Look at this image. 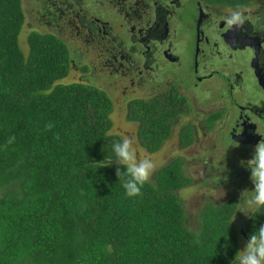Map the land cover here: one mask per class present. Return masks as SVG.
Returning <instances> with one entry per match:
<instances>
[{"label": "trees", "instance_id": "16d2710c", "mask_svg": "<svg viewBox=\"0 0 264 264\" xmlns=\"http://www.w3.org/2000/svg\"><path fill=\"white\" fill-rule=\"evenodd\" d=\"M24 23L22 0H0V264H230L236 235L222 210H204L196 230L187 225L182 157L159 167L138 197L125 195L123 166L94 165L114 161L122 140L110 132L111 98L64 83L71 56L54 33L30 32L25 54ZM186 106L177 95L133 98L127 119L154 153ZM191 140L183 127L180 144Z\"/></svg>", "mask_w": 264, "mask_h": 264}, {"label": "flooded vegetation", "instance_id": "af4514ba", "mask_svg": "<svg viewBox=\"0 0 264 264\" xmlns=\"http://www.w3.org/2000/svg\"><path fill=\"white\" fill-rule=\"evenodd\" d=\"M38 1L50 32L68 46L71 68L80 71L76 81L98 87L101 73L139 85L155 79L150 95L128 100L177 95L187 104L181 115L189 121L181 127L187 126L192 140L186 147L178 140V145L194 148L199 142L204 149L191 160L183 158L189 178L185 187L201 196L200 203L204 198L191 212L194 225H187L196 230L204 210H222L235 230L236 253L241 250L264 225V208L253 213L247 203L253 185L241 163L264 139V0ZM233 11L245 13L242 29H229L224 22ZM66 28L91 47L96 64L86 63L80 47L70 45ZM199 100L208 110L195 105ZM198 114L200 121L194 119ZM234 141L239 147L232 146Z\"/></svg>", "mask_w": 264, "mask_h": 264}, {"label": "rangeland", "instance_id": "374dc122", "mask_svg": "<svg viewBox=\"0 0 264 264\" xmlns=\"http://www.w3.org/2000/svg\"><path fill=\"white\" fill-rule=\"evenodd\" d=\"M22 7L25 13V23L19 35V45L21 49L25 52V54H27L29 49L27 37L29 33L32 31L42 33L50 32L51 28L47 26L43 20L45 15H43V7L41 6L38 0H22ZM66 32L67 34L65 37L70 42V45H78V47H80L78 52L81 54V58H83V60L88 64H96V56L93 54L92 49L89 50V48L91 47L89 46V48H87L85 43L79 42L76 39V36L71 34L69 32V29L67 28ZM81 49H83L84 51ZM80 76V71L75 70L74 67H72L69 75L65 78L64 83L73 82L77 80ZM168 77L171 78L170 73L168 74ZM136 81L132 83L130 78H123L121 76L115 77L114 75L109 73H101V77L95 81L98 87L107 92L112 101L113 109L110 115L112 121V128L110 132L120 135L122 139L125 136L133 137L136 141L138 157H150L156 165L155 171L165 163L169 162L174 157L179 156L184 159L191 160L195 153H197V155H200L204 149L201 146L202 144H199V142L194 146V148L193 146H191L185 149H181L178 145V134L180 132V128H182L181 126L184 123H187L189 121V119L185 115H181L179 117L178 121L175 123L174 129L172 130L170 136L163 142L161 148L158 151L150 153L143 146H141L137 136L138 124L127 119L129 101L128 99L132 97H146L150 95L152 89L149 86L155 84L156 80L150 79L149 81H147L146 85H139ZM193 90L195 94L197 93L196 95L198 97H207L206 94L197 92L200 91L199 89ZM259 95L261 96V94ZM195 105L197 107L204 108V111L208 110L205 109L206 106H203L201 102H197ZM201 118V114H198L194 117V119L197 121H200ZM185 171L187 173L186 167ZM153 175L150 180L153 179ZM189 191L190 190H188L187 187H183L178 190L177 194L182 199V204L185 208L188 224L190 223L192 227V224L194 225L195 220L193 219L191 221V212H195L198 208H200L204 198H202L203 200L200 203L201 196H198V194L191 195V192ZM191 227L189 228L191 229Z\"/></svg>", "mask_w": 264, "mask_h": 264}, {"label": "clouds", "instance_id": "9594fccd", "mask_svg": "<svg viewBox=\"0 0 264 264\" xmlns=\"http://www.w3.org/2000/svg\"><path fill=\"white\" fill-rule=\"evenodd\" d=\"M239 8V6H238ZM229 29H242L246 23V15L241 11H233L224 19ZM49 129L51 124L47 126ZM59 139V137H56ZM15 137H10L8 143L11 144ZM232 146L239 147L235 141ZM115 160L105 158L103 161L93 162L97 168L110 166L113 162L123 166L121 171L117 167L116 174L125 189L127 197L142 196V188L147 184L154 171L155 163L150 157L139 158L136 141L133 137L125 136L122 140L112 145ZM250 172V181L253 185L251 198L247 200L251 212L256 213L264 208V139L255 145L253 154L247 161L241 162ZM221 179L218 178V182ZM227 180V177H224ZM249 190L245 189L241 193V199ZM235 264H264V225H261L244 242L241 250H238L234 257Z\"/></svg>", "mask_w": 264, "mask_h": 264}]
</instances>
